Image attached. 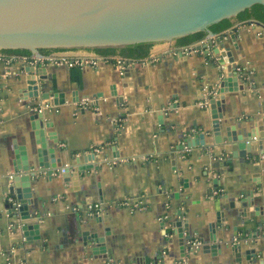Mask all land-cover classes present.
Here are the masks:
<instances>
[{
	"label": "crops",
	"instance_id": "obj_1",
	"mask_svg": "<svg viewBox=\"0 0 264 264\" xmlns=\"http://www.w3.org/2000/svg\"><path fill=\"white\" fill-rule=\"evenodd\" d=\"M181 47L160 40L143 60L71 66L44 58L99 54L0 60V264H264V25L235 22ZM226 66L238 74L221 92ZM208 90L217 117L200 104ZM21 148L30 169L15 185ZM177 219L196 246L181 249Z\"/></svg>",
	"mask_w": 264,
	"mask_h": 264
},
{
	"label": "water",
	"instance_id": "obj_2",
	"mask_svg": "<svg viewBox=\"0 0 264 264\" xmlns=\"http://www.w3.org/2000/svg\"><path fill=\"white\" fill-rule=\"evenodd\" d=\"M255 3L264 4V0H0V49L26 48L34 57L40 58L43 55L40 48L123 46L175 39L199 30H205V39L210 40L215 34L210 29L211 24L235 16ZM198 47L192 46L193 49ZM218 62L224 65L223 59ZM31 68L42 75V63ZM225 68L228 73L221 80V92L227 90V81L238 74L235 68ZM216 100L213 96L209 98L212 114L217 117ZM41 117L42 110L33 109L31 119L37 164L43 169L45 136ZM227 138L231 140L229 134ZM250 139L248 133L237 146L248 148ZM18 151L15 185L23 177L19 172L30 169L25 150ZM46 171L52 173L53 170L48 168ZM67 171L64 168V173ZM17 198H20L19 193ZM18 208L23 218L28 217L25 204ZM174 224L184 250V241L192 236L184 233L183 228L187 226L184 220L177 219ZM29 225L32 224H28V228ZM93 238L96 249L104 250V237L93 234ZM203 247L213 249L214 244Z\"/></svg>",
	"mask_w": 264,
	"mask_h": 264
},
{
	"label": "trees",
	"instance_id": "obj_3",
	"mask_svg": "<svg viewBox=\"0 0 264 264\" xmlns=\"http://www.w3.org/2000/svg\"><path fill=\"white\" fill-rule=\"evenodd\" d=\"M256 21L264 25V4L255 3L250 7L240 11L235 16L224 18L210 25L215 33H220L230 28L235 22L239 21ZM206 35L205 30H199L188 33L175 38L176 46H190L192 43L203 39ZM154 42H138L133 44H126L123 46H99L94 47L92 50L99 55L104 56L108 60L116 61L118 58L121 60H143L150 53V48ZM57 48H40L42 54H46L51 50ZM2 54H15L32 56L29 49L26 48H6L0 49Z\"/></svg>",
	"mask_w": 264,
	"mask_h": 264
},
{
	"label": "built area",
	"instance_id": "obj_4",
	"mask_svg": "<svg viewBox=\"0 0 264 264\" xmlns=\"http://www.w3.org/2000/svg\"><path fill=\"white\" fill-rule=\"evenodd\" d=\"M182 52H188L189 47L188 46H182L181 47ZM19 55H15V54H2L0 53V60L5 62V63H10L12 62L15 58H17ZM27 58V56H25ZM42 57L38 58L40 61H42L41 59ZM98 59H102V60H108L107 58H105L102 55H97V56H93V57H72V58H68L66 56L63 55H48L44 58V60H48L52 63H67L68 65H84V64H88V63H95ZM118 62L121 61L120 58L117 59ZM216 95L214 90H208V94L207 96L200 101L201 105H206L209 103V98ZM44 105V104H43ZM46 108H49V104H45ZM44 106H35V109L37 110H42ZM63 170V169H62ZM89 208L93 209L94 212H97V208H98V204H94V205H89ZM198 240H196V238H191L190 240H187V244L190 246H196L198 244ZM150 264H162V263H150Z\"/></svg>",
	"mask_w": 264,
	"mask_h": 264
}]
</instances>
